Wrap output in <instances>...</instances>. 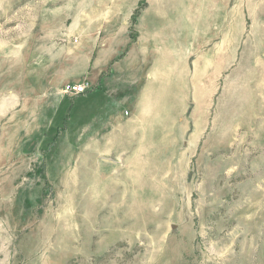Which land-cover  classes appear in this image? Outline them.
<instances>
[{"label":"rangeland","instance_id":"374dc122","mask_svg":"<svg viewBox=\"0 0 264 264\" xmlns=\"http://www.w3.org/2000/svg\"><path fill=\"white\" fill-rule=\"evenodd\" d=\"M0 264H264V0H0Z\"/></svg>","mask_w":264,"mask_h":264},{"label":"crops","instance_id":"0c3cea01","mask_svg":"<svg viewBox=\"0 0 264 264\" xmlns=\"http://www.w3.org/2000/svg\"><path fill=\"white\" fill-rule=\"evenodd\" d=\"M111 82V78H103V80H101L100 87L97 90H103L107 93L106 100L108 108L103 117H97L95 121H91V123H95V125L92 124L87 130L88 132H91V137L94 136L93 138L99 141L100 148L98 147V154L104 155L115 154V152H118V148L115 146L114 142L118 139V134H123L127 131L129 126V121L118 116V113H116V108L119 106V103L113 101L115 98L112 92L116 86H113ZM88 136L89 135H87V137ZM123 138L126 142V135H124ZM121 146H123V144L120 145V147Z\"/></svg>","mask_w":264,"mask_h":264},{"label":"built area","instance_id":"2783aa9c","mask_svg":"<svg viewBox=\"0 0 264 264\" xmlns=\"http://www.w3.org/2000/svg\"><path fill=\"white\" fill-rule=\"evenodd\" d=\"M89 90H91V86L87 82L75 83V84H68L64 88V93L79 96L86 94Z\"/></svg>","mask_w":264,"mask_h":264}]
</instances>
